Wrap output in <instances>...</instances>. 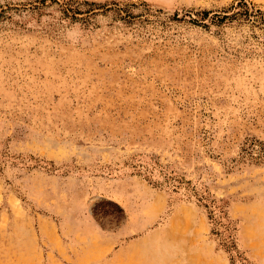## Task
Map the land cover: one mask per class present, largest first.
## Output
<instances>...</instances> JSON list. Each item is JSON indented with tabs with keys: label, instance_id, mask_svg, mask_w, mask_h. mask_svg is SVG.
Segmentation results:
<instances>
[{
	"label": "rangeland",
	"instance_id": "374dc122",
	"mask_svg": "<svg viewBox=\"0 0 264 264\" xmlns=\"http://www.w3.org/2000/svg\"><path fill=\"white\" fill-rule=\"evenodd\" d=\"M0 264H264V0H0Z\"/></svg>",
	"mask_w": 264,
	"mask_h": 264
},
{
	"label": "trees",
	"instance_id": "16d2710c",
	"mask_svg": "<svg viewBox=\"0 0 264 264\" xmlns=\"http://www.w3.org/2000/svg\"><path fill=\"white\" fill-rule=\"evenodd\" d=\"M85 5H90V4L85 2ZM122 10L123 9H119V12H121ZM70 12H72L73 14H82V13L79 12V9H77V8L72 9ZM122 12L128 13L127 10H124ZM249 15H250L249 14V10L246 7V5L241 3V2H239L237 4L236 11L233 12L231 15L219 16V15L214 14L213 18L217 19V21H219V22H223L224 20L236 19L237 17L238 18H242V17L243 18H247V16H249ZM261 18H262V16H261ZM261 21H263V19H261Z\"/></svg>",
	"mask_w": 264,
	"mask_h": 264
}]
</instances>
